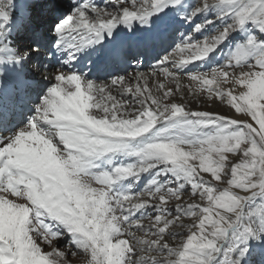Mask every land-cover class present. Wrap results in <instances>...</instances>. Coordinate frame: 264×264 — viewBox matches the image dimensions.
<instances>
[{"label": "snow or ice", "instance_id": "6c2138e0", "mask_svg": "<svg viewBox=\"0 0 264 264\" xmlns=\"http://www.w3.org/2000/svg\"><path fill=\"white\" fill-rule=\"evenodd\" d=\"M0 264H264V0H0Z\"/></svg>", "mask_w": 264, "mask_h": 264}, {"label": "bare ground", "instance_id": "6f19581e", "mask_svg": "<svg viewBox=\"0 0 264 264\" xmlns=\"http://www.w3.org/2000/svg\"><path fill=\"white\" fill-rule=\"evenodd\" d=\"M69 2H71V0H69ZM21 22L23 23L24 22V19L22 18L21 19ZM148 70V69H147ZM129 71H134V69H129ZM193 107H195V105H192ZM205 108H207L208 106L207 105H204ZM211 109L212 110H219V111H222V112H227V109L226 108H223V107H218L217 105H212L211 106ZM229 115H231V113L229 112L228 113Z\"/></svg>", "mask_w": 264, "mask_h": 264}, {"label": "rangeland", "instance_id": "374dc122", "mask_svg": "<svg viewBox=\"0 0 264 264\" xmlns=\"http://www.w3.org/2000/svg\"><path fill=\"white\" fill-rule=\"evenodd\" d=\"M63 3L65 4H68V3H71L69 2V0H63ZM148 58L145 59V61L147 60ZM150 63V60L148 59L146 62H145V66L143 68H141V71H147V64ZM142 186V185H141Z\"/></svg>", "mask_w": 264, "mask_h": 264}]
</instances>
